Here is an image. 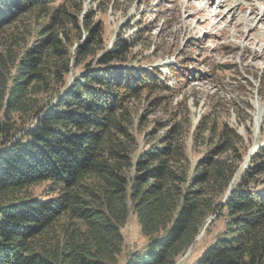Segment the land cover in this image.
Here are the masks:
<instances>
[{"label":"trees","instance_id":"trees-1","mask_svg":"<svg viewBox=\"0 0 264 264\" xmlns=\"http://www.w3.org/2000/svg\"><path fill=\"white\" fill-rule=\"evenodd\" d=\"M91 16L0 0V264H117L130 213L145 245L124 264H176L210 217L223 231L195 264H264V147L240 169L252 140L217 122L223 98L194 127L196 160L185 99L141 146L131 104L172 92L126 65L124 43L103 51Z\"/></svg>","mask_w":264,"mask_h":264},{"label":"rangeland","instance_id":"rangeland-1","mask_svg":"<svg viewBox=\"0 0 264 264\" xmlns=\"http://www.w3.org/2000/svg\"><path fill=\"white\" fill-rule=\"evenodd\" d=\"M80 1L82 14L89 11L92 22L99 25L103 51L124 43L126 65L153 73L155 80L172 92L162 109L147 105L144 95L131 104L132 131L141 146L155 122L165 120L172 107L185 99L191 123L187 147L191 160H196L204 150L194 151L191 146L194 127L201 116L211 112L214 100L223 98L227 105L217 122L226 123L244 138L250 134L252 140L243 149L240 169L249 163L252 153L264 147V15L259 21L264 0ZM192 13L200 14L189 17ZM252 14H257L254 20ZM100 54L87 61L94 64ZM82 70V66L73 68L67 83ZM212 223L176 264H195L223 231L222 218ZM121 233L124 249L117 264H124L130 252L145 245L132 213Z\"/></svg>","mask_w":264,"mask_h":264},{"label":"bare ground","instance_id":"bare-ground-1","mask_svg":"<svg viewBox=\"0 0 264 264\" xmlns=\"http://www.w3.org/2000/svg\"><path fill=\"white\" fill-rule=\"evenodd\" d=\"M252 7H253V6H252ZM257 11H258V10H257ZM203 12H204V11H202L201 13H203ZM250 12H251V11H250ZM196 14H200V13H195V14L192 13V14L189 15V17L195 16ZM236 14H237V13H236ZM256 15H257V14H252L251 19L253 18L252 20H254ZM263 15H264V14H261V15H260L261 18H259V21L263 20ZM251 19H250V22H251ZM253 22H254V21H253Z\"/></svg>","mask_w":264,"mask_h":264},{"label":"water","instance_id":"water-1","mask_svg":"<svg viewBox=\"0 0 264 264\" xmlns=\"http://www.w3.org/2000/svg\"><path fill=\"white\" fill-rule=\"evenodd\" d=\"M255 131H257V129L255 128ZM255 153V152H254ZM253 154V153H252ZM214 220V217H210L208 220H207V223H206V226L208 224H210L212 221Z\"/></svg>","mask_w":264,"mask_h":264}]
</instances>
